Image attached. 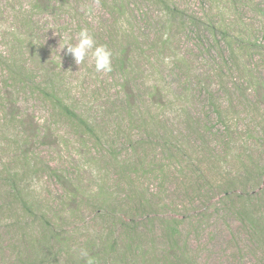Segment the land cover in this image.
Returning a JSON list of instances; mask_svg holds the SVG:
<instances>
[{
	"label": "rangeland",
	"instance_id": "rangeland-1",
	"mask_svg": "<svg viewBox=\"0 0 264 264\" xmlns=\"http://www.w3.org/2000/svg\"><path fill=\"white\" fill-rule=\"evenodd\" d=\"M89 261L264 264V0H0V264Z\"/></svg>",
	"mask_w": 264,
	"mask_h": 264
},
{
	"label": "clouds",
	"instance_id": "clouds-1",
	"mask_svg": "<svg viewBox=\"0 0 264 264\" xmlns=\"http://www.w3.org/2000/svg\"><path fill=\"white\" fill-rule=\"evenodd\" d=\"M76 42L66 40L61 46L66 55H70L77 65L84 64L90 58L96 73L108 74L113 70L112 51L104 44H98L87 28H82L76 36ZM91 264V261H89Z\"/></svg>",
	"mask_w": 264,
	"mask_h": 264
},
{
	"label": "trees",
	"instance_id": "trees-1",
	"mask_svg": "<svg viewBox=\"0 0 264 264\" xmlns=\"http://www.w3.org/2000/svg\"><path fill=\"white\" fill-rule=\"evenodd\" d=\"M57 106L60 110L65 111L67 115H71L73 118L78 119V121L81 122L82 125L86 128V131H88L90 133L93 132V129L91 128V126L86 121H84L80 116L76 115L75 112L72 109H70L68 106H66L65 103L60 101L57 103ZM11 185L12 184H10V186ZM11 190L14 191L16 195H17V192H19L14 184L11 186ZM21 197H22V195L18 194V201L21 203V205H25L26 204V203H24L25 200H24V198H21ZM26 210H27L26 214L29 215V213H27V212L30 211V209L26 208Z\"/></svg>",
	"mask_w": 264,
	"mask_h": 264
}]
</instances>
